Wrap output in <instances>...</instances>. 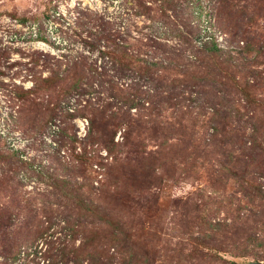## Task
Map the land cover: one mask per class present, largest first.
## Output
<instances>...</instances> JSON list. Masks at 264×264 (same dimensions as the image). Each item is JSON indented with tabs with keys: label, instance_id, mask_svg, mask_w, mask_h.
<instances>
[{
	"label": "rangeland",
	"instance_id": "obj_1",
	"mask_svg": "<svg viewBox=\"0 0 264 264\" xmlns=\"http://www.w3.org/2000/svg\"><path fill=\"white\" fill-rule=\"evenodd\" d=\"M238 1L245 4L251 0ZM194 2L0 0V212L9 207L19 213L16 228L27 220H31L33 225V221L41 218L49 228L40 239L39 253L31 249L27 252V245L22 244L20 252L15 254L6 241L0 240V264L56 263V252L67 239L65 234L70 232L64 214L69 213L71 221L79 222L81 231L76 245L80 244L86 231L100 225L99 218L73 205L61 190L63 187L78 190L86 200L101 205L105 210L121 206L123 211L118 214L130 228L128 234L140 240L141 244L146 242L149 249L158 253L169 252L175 247V242L191 233H204L207 226L201 223L203 219L198 215L232 221L236 215L239 216L234 208L258 203L256 197L251 199L242 193L237 179L222 178L206 160L207 156L212 163L218 164L231 146L228 141L233 134L231 126L220 123L221 132L217 136L212 127L220 122L214 113L215 108L224 110L229 105L223 98L222 87L213 88L211 83H206L208 81L204 86H198L178 73L171 76L161 73L156 79H151L133 70H124L108 53L117 43L143 47L149 50L150 57L153 51L162 56L166 49L174 54L183 49L189 53L186 49L188 43L170 37L169 32L174 26L184 29L197 26L198 20L191 15L198 12ZM202 3L205 14L201 27L205 34L213 27L211 23L215 19L212 1L202 0ZM218 9L221 8L218 7L217 12ZM190 17L193 21L186 25L184 22H188ZM251 29L262 34L264 20L261 19ZM216 36L220 46L227 48L228 36L218 31ZM200 41H195L196 46H201ZM202 64V69H207L213 62L205 56ZM256 64L254 66L264 68L263 63ZM79 77L83 80L82 92L74 89L64 93L68 85ZM116 83L126 93H133L136 84H140V90L151 89L161 98L170 96L171 102H177V107L172 105L164 110L160 118L176 124L188 119L187 124L197 132L195 142L206 136L210 143L200 147L195 169L189 173L174 170L175 162L185 160L176 157L181 155L182 145L175 146L168 153L172 143H180L178 133L168 139L167 147L159 148L161 139L150 137L146 132L140 136L138 127L112 120L108 115L117 109L116 106L104 113L99 125L93 126L95 135L104 133L107 140H93L89 135L92 113L88 109L95 105L96 99L114 104L120 102L109 87ZM257 95L264 98L261 90H257ZM231 96L236 100L229 106H238L245 113L243 119L234 121V124H245L244 131L249 135L253 132V122L264 121V101L255 110L246 105L239 94ZM54 107L62 111L67 109L72 114L67 118L63 115L52 118ZM83 110L87 114H83ZM131 111L137 113L136 108ZM184 111L189 112L184 114ZM249 116H253L250 121ZM259 124L262 125L259 128L261 146L251 149V142H248L243 150L237 149L236 154L244 157L249 176L253 178L251 181L264 190V122ZM140 147L147 149L145 154L157 148L162 152L154 157L143 156L135 151ZM194 151L193 147L188 150L196 154ZM12 152L15 154L9 155ZM172 153L175 157L171 156ZM192 153L191 158L195 156ZM202 161L205 163L201 164ZM102 187L116 195H107L101 191ZM211 192L213 197L208 198ZM193 202L204 207L192 210ZM141 203L152 210L150 218L145 217ZM20 205L26 207L20 209L17 207ZM206 206L208 210L204 212ZM229 206L233 208L229 209ZM241 212L246 210L241 209ZM153 220L162 224L154 229ZM189 221L190 226L186 224ZM1 228L0 239L9 236V227ZM232 232L224 237L218 235L225 243L214 245L217 248L209 251L240 264H264V256L253 253L235 256L239 252L235 250L239 243L247 245V234ZM155 233L157 235L153 237ZM157 236H161L162 241ZM206 249L202 247V250ZM194 263L223 264L220 259L195 260Z\"/></svg>",
	"mask_w": 264,
	"mask_h": 264
},
{
	"label": "trees",
	"instance_id": "obj_2",
	"mask_svg": "<svg viewBox=\"0 0 264 264\" xmlns=\"http://www.w3.org/2000/svg\"><path fill=\"white\" fill-rule=\"evenodd\" d=\"M210 1H212L213 19L215 20L211 23L213 27H210L209 31L203 34V27H201L202 16L205 14L203 3L202 0H195L194 4L197 5L198 12L191 15L198 20L197 26H190L189 28L186 26L185 29L181 26H174L171 31L172 34L169 32L170 37H175L180 41L188 43V48L186 49L190 51L189 53H186L183 49L181 52L179 51L174 54L166 49L161 54L162 56H157V52L153 51L150 57L148 56L149 50H144L143 47L140 48L138 45L126 43H117L116 46L108 50V53L121 64V68L124 70L130 69L151 79H156L161 73L167 76L178 73L183 78H186V80L192 81L198 86L211 83L214 88L220 85L222 87L220 90H224L223 98L226 100V103L229 105L234 104L236 98H231V95L236 96L239 94L245 100L246 105L248 104L257 110L262 105L260 102L264 101L263 96L259 97L257 95V90L264 92V68H258V66L254 65L256 63H258L256 65L264 64V32L262 34L255 32L252 29L250 30V27L258 24L261 19L264 20V0H251L245 4L239 3L238 0ZM218 7L224 9V12H221V9H218L219 12H217ZM175 14L178 15V13ZM190 21H193L191 17L188 22L184 23L187 25ZM217 31L220 34L228 36L227 48L220 46L218 37L216 36ZM197 39H201V46H196L195 41ZM241 42L243 43L241 44ZM205 56L212 60L213 65L207 69H202L201 66L204 65L202 63L205 60ZM61 79L63 80V76H61ZM82 83L81 77L74 79L64 90V93H70L74 89L82 92ZM109 87L112 88L111 90L114 91L112 92L113 95L121 103L115 102L114 104L112 101L101 102L99 99H96L94 101L95 105L89 107L88 110L92 113L90 118L92 129H90L89 135L92 136L94 141L107 140L104 133L100 134V136L95 135V131L93 130L95 127L93 128V126L95 124L99 125L104 113L116 106L117 109L112 110L108 115L112 120L118 121L119 124L138 127L140 136L143 134L142 132H146L149 133L150 137L161 139L159 148L167 147L169 145L168 139L173 137L175 133L180 135V143H172L169 146L171 149L168 153L172 152L175 146L182 145L180 149L181 155H176V157H182L185 160H180L179 163L175 162L173 165L174 170L189 173V171L197 167L199 159L196 155L200 147L210 143L206 141V136H201V141L195 142V134L197 132L193 126L187 124L186 121L188 119L176 124L174 121L171 122L168 119L163 120V118H160L164 110L172 107V105L177 107V102H171L172 97L161 98L156 91H152L151 89L140 90V84H136L133 93H126L117 83ZM215 95L218 97L216 92ZM229 105L224 110L215 108L214 113L216 117L218 115L220 122L218 124L214 123L212 127L214 128V135L217 136L221 132L220 123L223 126H231L230 132H233V134L228 137V141L231 142L232 147H229L224 158L222 157L221 160H218V164L212 163L211 159L207 156L206 160L209 161L214 171L222 178L226 180L229 178L237 179L239 185L242 187V193L251 199L256 197L258 199L257 204H246L243 207L234 208L233 210L239 216L236 215L232 221L212 219L211 217L207 218L206 215H198L197 217L203 219L201 223L207 226V230L204 233L199 231L196 235L191 233L189 237H182L175 242V247L171 248L169 252L158 253L149 249L146 242L141 244L140 240L132 238L128 234L130 228H128L126 222L120 219L121 214H118L123 211L121 206H113L111 209L105 210L101 205L86 200L78 190H66L63 187L61 190L73 201V205L76 208L85 210L101 221L99 226H94V228L86 231L80 244L76 245L77 236L81 231L78 227L80 226L79 222H76L75 219L71 221L72 217L69 213L64 214L63 218L67 221L70 229V232L65 234L67 238L65 241L68 240L69 242L65 243L63 240V244L60 245V249L58 248V252H56L57 261L54 264H69L70 262L73 264H196L194 263L195 260L217 261L219 259L223 264H240L236 260H229L218 253L209 251L210 249L217 248L214 245L225 243L224 240H220L218 235L224 237L231 230L234 231L232 232L234 234L240 231L247 234L245 240V244L247 245L244 246L239 243L235 249L239 252L235 256H246L253 253L256 256L263 257L264 190L261 185L251 181L253 178L249 176L247 164H244V157L241 154H236V150H243L248 145V142H251V146H249L251 149L261 146L262 141L259 139L261 136L259 128L262 125L259 123L264 121H259L258 124L255 123L257 121L253 122V132L247 135L244 131L246 129L245 124L243 126L239 123L234 124V121L243 119L245 113L242 112L240 107L233 106L232 108ZM132 108H136V114L132 113ZM83 109L87 110V108ZM81 110L79 109V111ZM86 110H83L82 113L87 114ZM52 112V118L57 115H63L64 118H67L72 114L67 109L62 111L57 107L52 108ZM188 112L184 111V114H188ZM252 118L253 116H249L248 121ZM97 132L99 133L98 130ZM131 143L134 144V141H131ZM190 147L195 149L194 152L196 154L191 152L195 155L193 158H191V153L188 152ZM159 148L148 152V154H145L147 151L145 147L136 148L135 151L143 154V156L154 157L161 154L162 149ZM131 152H133V149ZM14 154L15 152H12L9 155ZM171 156L175 157V154L172 153ZM204 163L205 161L201 162V164ZM101 191L109 196L116 195L115 192L110 193L108 189L103 187ZM144 197L146 198V196ZM207 197H213L212 192ZM193 203L195 205H193L192 210H201L204 207L197 202ZM140 205H142L145 217L150 218L153 215L152 210L149 207L147 208L145 204L141 203ZM17 207L24 209L22 207L26 206L20 205ZM232 208V206H229V209ZM241 209L246 210V212H241ZM207 210L208 207L206 206L203 211ZM18 215L19 213L13 212L9 207L8 209H2V212H0V227H2V230L9 227V236H4L0 240L2 242L6 241L8 246L13 251L15 250V254L20 252L22 244L27 245V252L30 249L37 253L41 252L39 250L40 239L49 229L45 226V221L41 218L37 222L33 221L32 225V221L27 220L22 223L20 228H16ZM155 221L153 220L154 229L162 224L161 221ZM190 223V221L189 223L186 222L189 226L191 225ZM162 229L160 228V231ZM156 235L155 233L153 237ZM159 239L162 241V237ZM187 245L189 247L186 248ZM203 246L207 248L206 251L202 250Z\"/></svg>",
	"mask_w": 264,
	"mask_h": 264
},
{
	"label": "water",
	"instance_id": "obj_3",
	"mask_svg": "<svg viewBox=\"0 0 264 264\" xmlns=\"http://www.w3.org/2000/svg\"><path fill=\"white\" fill-rule=\"evenodd\" d=\"M257 264H260V262H258Z\"/></svg>",
	"mask_w": 264,
	"mask_h": 264
}]
</instances>
